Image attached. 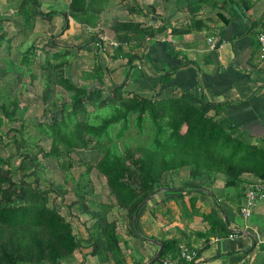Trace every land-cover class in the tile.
<instances>
[{
	"label": "trees",
	"instance_id": "trees-1",
	"mask_svg": "<svg viewBox=\"0 0 264 264\" xmlns=\"http://www.w3.org/2000/svg\"><path fill=\"white\" fill-rule=\"evenodd\" d=\"M22 1H29L32 12L35 11L36 0ZM111 1L122 3L126 0H68L65 9L59 14L63 20L61 29L67 27L69 16L81 25L96 27L100 12ZM177 1L181 0H175V4ZM183 1L188 23L180 28H171V34L200 29L203 24L196 15L201 6L209 3L215 7L214 4H217L215 0ZM222 4H226L236 17L239 14L250 16L251 0H221ZM222 9L218 6L216 16L226 23L229 18ZM127 12L145 19H113L108 24L116 42L108 57L125 58L128 69L124 81L128 78L134 60L139 63L143 57V52L139 54L135 50L141 48L142 51L141 45L145 40L149 41L166 28L164 22L155 26L150 21L151 15L158 16L151 0H143L142 3L132 0ZM24 18L27 20L28 15L25 14ZM253 21L250 20L248 29H253ZM259 33L264 34V30ZM4 37L5 33L1 31L0 42ZM91 40H95L96 61L91 69L83 71L91 81V86L86 83L74 85L63 77V66L70 54L68 48L45 53L42 99H49L52 85L56 84L70 93L68 103L61 102L57 111L53 108L49 112L48 122L35 123L37 139L46 138L49 141L47 149L34 141L33 136L24 135L22 120L17 116L16 98L8 97L0 103V126L2 118L7 123L17 122V126H10L4 132L0 130V144L9 147L5 157L0 155V264H59L61 259L83 249H89L87 253L90 256L100 257L102 264H123L118 249L116 221L100 215L87 204L81 193L74 192L75 200L69 206L76 205V209L92 219L87 236H75L69 221L61 216L50 201L49 194L54 193L53 189L40 182V174L44 169L40 159H54L60 170L66 172L72 167L68 158L72 151L104 145L102 141H108V128L120 122L124 127L128 115L135 117L138 126L145 118L150 119L154 127L151 145L142 147L139 154L126 147L121 155L105 147L95 163L86 165L85 171L87 173L94 168L102 175L114 205L124 211L126 225L133 234L134 210L159 188L164 173L188 167L190 179L221 174L224 186L233 187L240 186L242 174L264 180V147L251 144L240 136L226 114L225 103L205 101L200 94L190 90L177 94L168 92L163 96H143L133 90L125 91L124 82L116 84L111 81L109 71L98 60V51L104 49L103 40L95 39V36ZM122 45L127 48L123 53ZM32 51L33 46H28L21 54L20 62L29 64ZM50 59L57 62L51 64ZM188 63L185 61L184 65ZM174 71L172 69L154 78L157 83L164 84ZM86 105L92 109L111 106L113 112L94 125L88 121L93 112H88ZM61 156L65 158L58 159ZM66 192L65 189L61 190L63 195ZM206 217L213 218L211 229L215 228L218 234L226 232L213 214ZM167 254L177 259L176 264L190 262L179 258L175 239L161 240L158 257Z\"/></svg>",
	"mask_w": 264,
	"mask_h": 264
},
{
	"label": "crops",
	"instance_id": "crops-1",
	"mask_svg": "<svg viewBox=\"0 0 264 264\" xmlns=\"http://www.w3.org/2000/svg\"><path fill=\"white\" fill-rule=\"evenodd\" d=\"M215 1V7L204 3L197 13L196 18L203 24L200 29L171 34V28L188 23L183 10L185 1L175 4V0H153L158 16L150 21L155 26L164 22L166 28L145 40L142 51L135 50L139 54L143 52L136 67L144 66L146 76L132 79L145 89L153 88V93L160 91L162 96L190 90L205 101L225 103L226 114L240 136L264 147V65L258 60L256 40L257 34L264 30V0H251L250 16L245 17L241 14L236 17L226 4L221 5V0ZM218 6L224 8L222 12L229 18L226 23L216 16ZM103 14L101 20H105ZM129 15L136 18L132 20L145 19L135 13ZM251 19L254 27L248 29ZM209 37L224 43L211 49L206 41ZM185 61L190 63L184 65ZM172 69L175 71L164 84L156 82L155 76ZM250 178L253 176L242 174L240 186L233 187L224 186L221 174L190 179L188 167L164 173L159 188L137 209L132 220L140 236L133 234L125 221L116 231L123 264H146L164 239H175L177 246L196 251L193 260L177 264H264V200L254 205L248 220L238 211L244 183ZM208 214L219 219L226 229L224 234L211 229L214 221L206 217ZM230 234L235 236L228 237ZM90 257L96 264H102L95 256Z\"/></svg>",
	"mask_w": 264,
	"mask_h": 264
},
{
	"label": "rangeland",
	"instance_id": "rangeland-1",
	"mask_svg": "<svg viewBox=\"0 0 264 264\" xmlns=\"http://www.w3.org/2000/svg\"><path fill=\"white\" fill-rule=\"evenodd\" d=\"M67 1L36 0V9L32 12V5L29 1L26 3L22 0H0V32L5 33L4 39L0 42V103L8 97L17 99V116L22 120L24 135L33 136V140L45 149L48 148L49 141L46 138L37 139L38 136L34 129L35 123L38 121L48 122L49 112L53 108L57 111L61 102L68 103L70 99V93L57 84L52 85L53 90L49 99H42V65L46 52L62 51L68 48L70 54L67 56L68 62L63 66V77H66L74 85L86 83L91 86V81L83 71L91 69L96 61L94 58L96 55L95 40H91L95 36V39H101L104 42L103 47L101 46L104 49L98 51V60L109 71L111 81L116 84L123 81L125 91L133 90L143 96L161 94L160 91L153 93L151 91L153 88L151 90L145 89L143 84L136 82L134 78L132 79L133 76H146L143 71L144 66H140L141 69H138L136 67L138 62L133 63L135 65L129 70L128 78L124 81L128 69L125 58L119 56L109 59L108 57L112 47H114V44L111 45L109 42H115L108 24L113 19L135 18L134 15H129L127 8H125V4L128 5L130 0L127 3L122 2L121 5L116 4V1L106 4L100 12V14L104 13L105 20L104 18L103 20L100 19L96 27L89 28L81 25L69 16L67 27L63 30L61 29L63 20L59 14L65 9ZM139 2L142 3L143 0ZM25 14L28 15L27 20L24 18ZM30 45L33 46V51L29 57L30 63L25 65L20 62V58L23 51ZM121 51V53L127 51L125 45L121 46ZM50 62L53 64L57 60L50 59ZM86 108L88 112L91 110L93 112L88 121L94 125L113 112L111 106L92 109L86 105ZM10 126H17V122L7 123L2 118L0 130L4 132ZM153 132L154 127L149 118H145L138 126L135 117L128 115L124 127L121 126L120 122L108 128V141H102L104 145L94 149L86 148L72 151L68 156L72 167L66 172L60 170L54 159H40L38 157L44 165L40 174V182L43 186H50L53 189L54 193L49 194L50 201L56 206L61 216L69 221L75 236L85 238L92 219L86 213L76 209V205L69 206L75 200L74 192L81 193L87 204L97 210L100 215L114 219L117 226L116 231L122 228L120 225L123 221H127L124 211L114 205V200L112 195L108 193L102 175L94 168L86 173V165L95 163L105 147L118 155H121L126 147L132 148L136 154H139L142 147L151 145ZM3 138L5 139V137ZM8 151L9 147L0 144L1 156L5 157ZM61 158L65 157L61 156L58 159ZM79 162L80 164H78ZM62 189L67 190L66 194H61ZM227 189L231 188L224 187V190ZM133 227L135 234L140 236L134 225ZM140 241L144 242L142 239ZM88 250L83 249L63 258L59 264H96L93 257L88 256ZM94 258L100 259L96 256Z\"/></svg>",
	"mask_w": 264,
	"mask_h": 264
},
{
	"label": "built area",
	"instance_id": "built-area-1",
	"mask_svg": "<svg viewBox=\"0 0 264 264\" xmlns=\"http://www.w3.org/2000/svg\"><path fill=\"white\" fill-rule=\"evenodd\" d=\"M256 40L258 43V60L262 65H264V34L263 33H258L256 36ZM207 43L208 46L211 49H216L219 48L224 41L220 40L219 42H215L212 37L207 38ZM116 42H109V44H114ZM244 189H243V195H242V201L239 206V213L241 217L244 220H248V218L251 216L253 207L254 205L259 202L264 200V180L258 177H253L248 179L244 183ZM246 227V226H245ZM235 235L230 234L228 237H233ZM178 256L182 260L185 261H191L195 258L196 256V251L191 248H187L185 246H178ZM176 258L170 257L169 254L164 255L162 257H157L154 261H152L149 264H176Z\"/></svg>",
	"mask_w": 264,
	"mask_h": 264
},
{
	"label": "water",
	"instance_id": "water-1",
	"mask_svg": "<svg viewBox=\"0 0 264 264\" xmlns=\"http://www.w3.org/2000/svg\"><path fill=\"white\" fill-rule=\"evenodd\" d=\"M233 7L236 9V6H235V5H233ZM150 19H151L152 21H155V20L157 19V17H155V16H150ZM159 20L161 21L160 18H159ZM151 195H152V194H151ZM151 195H150V196H151ZM150 196H149V197H150ZM149 197H147V198H149ZM144 201H145V199L142 200L140 204H142ZM140 204H139V205H140ZM139 205H138V207H139ZM138 207H137V208L134 210V212H133V216H132L133 219H134V217H135V215H136V212H137ZM133 219H132V220H133ZM160 249H161V243H158V248H157V250H156L154 256H153V257H152V258H151L146 264L151 263L152 261H154V260L159 256Z\"/></svg>",
	"mask_w": 264,
	"mask_h": 264
}]
</instances>
